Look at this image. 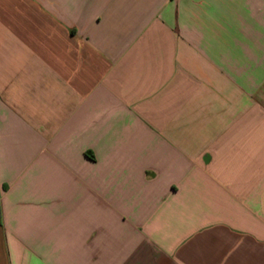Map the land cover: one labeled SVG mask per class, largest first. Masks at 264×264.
<instances>
[{"label":"crops","instance_id":"1","mask_svg":"<svg viewBox=\"0 0 264 264\" xmlns=\"http://www.w3.org/2000/svg\"><path fill=\"white\" fill-rule=\"evenodd\" d=\"M0 264H264V0H0Z\"/></svg>","mask_w":264,"mask_h":264}]
</instances>
